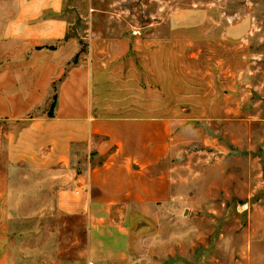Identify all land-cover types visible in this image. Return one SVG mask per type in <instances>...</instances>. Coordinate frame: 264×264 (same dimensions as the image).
Masks as SVG:
<instances>
[{
    "label": "rangeland",
    "instance_id": "rangeland-1",
    "mask_svg": "<svg viewBox=\"0 0 264 264\" xmlns=\"http://www.w3.org/2000/svg\"><path fill=\"white\" fill-rule=\"evenodd\" d=\"M19 1L0 0V72L35 78L38 54L61 47L73 58L45 104L0 120V264H264V0ZM38 14L62 25L26 22ZM81 62L101 114L170 120L174 197L133 209L123 258L92 255L84 218L58 207L69 170L20 142Z\"/></svg>",
    "mask_w": 264,
    "mask_h": 264
},
{
    "label": "crops",
    "instance_id": "crops-1",
    "mask_svg": "<svg viewBox=\"0 0 264 264\" xmlns=\"http://www.w3.org/2000/svg\"><path fill=\"white\" fill-rule=\"evenodd\" d=\"M19 2L22 9L39 13L59 11L64 5L63 0ZM34 17L26 22L36 20L33 25L42 27L62 25L53 18ZM57 35L53 30L36 42ZM63 50L38 54L35 64L30 65L38 71L35 78L0 72V120L23 118L46 103L52 83L73 58ZM69 69L58 84L55 114L32 118L20 142L29 137L24 146L34 153V160L69 170L68 182L57 193L58 207L66 214L84 218L92 255L109 259L114 258L113 253H120L123 258L125 219L133 209H148L149 204L170 202L174 197L173 180L162 166L168 153L170 120L101 114L94 102L90 69L84 62Z\"/></svg>",
    "mask_w": 264,
    "mask_h": 264
},
{
    "label": "trees",
    "instance_id": "trees-1",
    "mask_svg": "<svg viewBox=\"0 0 264 264\" xmlns=\"http://www.w3.org/2000/svg\"><path fill=\"white\" fill-rule=\"evenodd\" d=\"M55 91H57V89H55ZM57 96V95H56ZM56 101H57V97H56ZM56 106H57V102H56Z\"/></svg>",
    "mask_w": 264,
    "mask_h": 264
}]
</instances>
